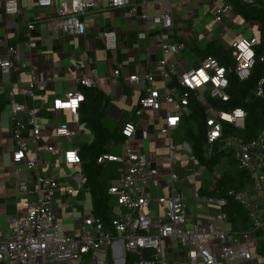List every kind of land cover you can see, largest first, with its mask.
Listing matches in <instances>:
<instances>
[{
  "label": "built area",
  "instance_id": "obj_1",
  "mask_svg": "<svg viewBox=\"0 0 264 264\" xmlns=\"http://www.w3.org/2000/svg\"><path fill=\"white\" fill-rule=\"evenodd\" d=\"M55 0H37L40 6H52ZM254 3L264 0H243ZM18 0H6L4 9L6 13H19ZM113 7L130 6L131 12L138 13L140 18L150 24L158 25L160 30L156 33L158 46L165 55L183 58L186 44L183 41H168L163 30L173 27L172 0H110ZM95 6L94 0H60L54 25L62 33H85L86 23L83 15L88 9ZM142 6H154L158 13L152 15L146 9L140 11ZM231 9L226 6L220 11ZM39 18V17H38ZM35 20L27 25L25 48L29 51L36 47L33 39ZM105 46L112 50L117 48L116 31L113 29L104 32ZM258 39L242 38L233 41V57L236 61L235 74L244 80L250 77L256 62V45ZM7 45V55L0 56V97L5 98L4 104L10 105L11 139L13 141V165L16 171L20 166L25 167L27 176L32 181H22L16 178V195L26 198L24 214H17L9 219V228L0 234V264H76L84 256H90L89 264H111V251L114 245L121 242L125 253L136 258L132 264H169L166 247L163 240L173 235L177 236L181 244L187 247V256L190 264H219L220 260L227 263L251 260L252 252L249 242L254 237L251 232L241 234L232 233L216 221L203 222L200 218L191 219L186 193L182 187L184 176L174 167L178 162V148L172 138V131L179 126L184 114L189 113L188 105L192 93H196L205 100L210 94L223 100H228L229 68L223 65L214 56L202 59L199 67L182 69L179 60L163 57L159 64L160 74L165 81L163 89L153 86L154 73L145 75H131L130 82L143 85L144 93L140 97L135 109V115L142 120L146 109L163 111L166 117L165 124L160 132L168 137V154L163 159L151 160L145 152L134 151L130 140L135 137L140 122L129 121L125 123L122 132L127 137L123 145L122 154L109 153L99 158L114 161L120 165L117 173V183H111L109 193L114 197L117 206L116 218L113 220V231H104L99 224L87 223L79 235L62 234L60 222L54 211L57 194L64 191L72 195L73 188H63L58 177L44 173L42 167L50 166L52 161L41 156L39 145L43 141V119L35 106L26 102H18L16 93L10 86L15 71L26 68L27 62L23 60L19 46ZM264 59V57H262ZM35 65L30 63L31 79L27 82V96L34 98L44 93L52 77L45 74L34 75ZM120 69L114 71L120 76ZM100 76L97 69L91 74H84L78 78L82 86L92 87ZM10 86V87H9ZM256 94L264 98V79L256 90ZM2 95V96H1ZM85 101V94L81 90L66 93L62 97H55L53 109L55 111L69 110L72 121L80 123L79 108ZM206 101V100H205ZM207 139L206 152L211 154L214 145L234 151L239 166L248 171L252 178L253 189L259 200H253L247 190L231 189L229 195L233 196L248 211L253 222L252 229L264 226V130L254 139L245 140L237 135H223V120L234 124L238 128L245 127L246 112L236 109L232 112L217 111L206 102ZM69 136L67 123L56 126V134ZM144 140L149 138L148 132H142ZM188 152L193 154L190 146ZM56 146L46 143L45 151L52 153ZM64 166L82 164L79 149L66 148L61 151ZM166 173L169 194L158 197L160 205H166L164 217L155 220L149 209L153 201L150 192L152 181H157ZM82 172L74 178L82 180ZM218 174L215 179L219 178ZM200 175H194V180ZM191 195L198 204L213 206L219 210L220 220L227 221V213L223 210L227 205L225 197L202 194L196 187H190ZM253 240V239H252ZM218 241V245L214 243Z\"/></svg>",
  "mask_w": 264,
  "mask_h": 264
},
{
  "label": "crops",
  "instance_id": "obj_2",
  "mask_svg": "<svg viewBox=\"0 0 264 264\" xmlns=\"http://www.w3.org/2000/svg\"><path fill=\"white\" fill-rule=\"evenodd\" d=\"M5 1L0 0V56L7 55L6 44L19 46L22 58L27 62L26 68L13 73L10 86L14 89L18 102L35 106L41 113L45 133L39 150L41 156L52 161L50 166L42 167V171L58 177L63 188L74 190L72 195L61 191L55 199L54 211L60 222L62 234L79 235L87 223L97 225L98 222L92 213V200L84 186V177L82 180L74 178L78 172H82V164L64 166L58 163L62 161L63 149L71 147L79 149L82 143L92 141L93 134L83 124L73 122L69 110L55 111L52 106L55 97L80 90L78 78L86 73L91 74V70L97 69L100 76L96 78L94 86L108 96L105 125L114 130L129 121H139L137 133L130 140L132 150L145 152L151 160H165L168 154V137L160 132L166 121L165 114L163 111L146 109L140 120L135 115V109L144 93L143 85L130 82L128 78L134 74L140 76L151 72L155 76L153 86L163 89L165 81L160 74L159 64L163 57L179 60L182 69L196 68L200 66L202 58L195 54L193 48L205 49L209 41L216 40L228 49L231 48L233 41L242 38H260V24L244 19L233 10L228 0H172L173 27L163 32L168 41L185 42L183 58L165 55L155 37L160 30L158 25L141 19L138 13L131 12L129 5L113 7L110 5V0H94L95 6L88 9L82 17L86 23L85 33L69 34L62 33L54 25L60 0H55L52 6H40L37 0H18L20 12L11 14L5 12ZM131 2L136 0H130ZM226 6H230L231 9L227 12L220 11ZM145 9L152 15L158 13V9L154 6H142L140 11ZM31 20H35L32 34L37 45L29 51L25 48V42L28 40L27 25ZM110 29L116 31L117 41V48L112 50L106 48L104 40V32ZM31 62L36 67L33 70L34 75L45 74L52 77L48 81L46 91L37 94L34 98L26 94L27 82L31 79ZM116 69H120L121 72L118 77L114 75ZM5 91L3 96L6 98L7 89ZM4 99L0 97V104L4 103ZM8 117L10 122L5 126L0 125V234L9 228V219L12 216L24 214L25 211L26 198L16 195V178L29 182L33 178L27 176L24 166H20L18 171L14 168L12 162L14 144L11 139V120L9 115ZM61 123H67L69 136L55 135L56 126ZM112 125L116 127L113 129ZM82 128L87 131H82ZM180 129H184L181 123L172 133ZM143 131L149 134L146 140L142 138ZM73 135L81 136L79 145H74L76 142ZM51 142L56 146V150L47 153L46 143ZM124 144L114 147L111 153L122 154ZM187 146L191 147L187 141L177 145L178 156L181 154L183 162L188 157L197 161L194 155L187 151ZM230 167L228 163V167L222 172ZM119 168L120 165L116 162L108 165V175L114 184L117 183ZM217 179L202 180L200 176L195 181L196 187L198 190H212ZM150 186L153 201L149 211L153 218L158 220L166 213V205H160L157 201L158 197H166L169 194L166 173L159 180L152 181ZM245 190L251 193L253 200H259L252 184ZM186 197L189 212L192 213L191 219L200 218L203 222L216 221L230 230L229 222H224L218 217L217 208L196 203L191 191ZM114 206L117 212V206L115 204ZM252 239L249 242L253 257L251 260L232 263L220 260L219 264H264V257L257 253L259 238L254 236ZM163 244L166 247L169 264H190L187 247L181 244L177 236L166 238ZM114 248V251H111V264H127V253L122 243H115ZM89 262L90 256L86 255L76 264H89Z\"/></svg>",
  "mask_w": 264,
  "mask_h": 264
},
{
  "label": "trees",
  "instance_id": "obj_3",
  "mask_svg": "<svg viewBox=\"0 0 264 264\" xmlns=\"http://www.w3.org/2000/svg\"><path fill=\"white\" fill-rule=\"evenodd\" d=\"M235 12L247 21H256L260 24V38L256 45V62L250 77L241 80L234 72L236 61L232 48H225L216 40L208 42L205 49L193 48L195 54L204 59L214 56L229 68L228 100L207 94L205 100L196 93L189 99V113L184 114L181 125L184 128V140L189 142L195 159L209 171L213 172L224 159L228 160L230 168L221 172L215 181L212 190H199L205 195L225 197L227 205L223 210L227 213L230 231L235 234L251 232L259 238L257 253L264 257V228L252 229L253 222L249 211L233 196L229 195L231 189L245 190L252 184L248 171L239 166L234 151L214 145L213 152H206L207 123L204 101L217 111L232 112L243 109L246 112L245 127L238 128L234 124L223 120V135H237L245 140L254 139L264 130V98L256 94L259 82L264 79V2L247 3L243 0H228ZM85 94V101L79 108L80 123L86 126L93 134L90 142H84L79 147L82 157L81 171L84 177V186L87 188L92 200V213L104 231H113V220L116 218L113 195L109 193L112 183L108 175V165L114 161L99 162V158L112 152L114 147L127 142V137L121 124L114 130L104 123L107 94L96 86H80ZM5 104H0V114ZM115 233V232H114ZM136 257L127 253V264H132Z\"/></svg>",
  "mask_w": 264,
  "mask_h": 264
},
{
  "label": "rangeland",
  "instance_id": "obj_4",
  "mask_svg": "<svg viewBox=\"0 0 264 264\" xmlns=\"http://www.w3.org/2000/svg\"><path fill=\"white\" fill-rule=\"evenodd\" d=\"M10 111V105L5 104V109L1 113V121L0 125L5 126L7 123H9V113ZM39 116H41V113L39 111ZM44 126V125H43ZM49 126V125H47ZM113 126V125H112ZM116 127V125L113 126V129ZM82 131H87V129L82 128ZM172 136L175 140V144H183L185 142L184 140V129H180V131H175L172 133ZM73 139L75 140L76 143L74 145H79L81 136L80 135H73ZM121 151V150H120ZM179 151V150H178ZM179 153V152H178ZM181 154H177L178 162L175 165L174 169L177 172H182L181 176H184V182L182 183V187L185 191V193H189L194 186L195 180H194V175L195 173L201 176V179H214L215 177L218 176L220 172H222L225 168L228 167V160L224 159L221 164L217 167V170H214L213 172L209 171L205 166L201 165L199 162L194 161L193 159H190L188 157L187 159L183 160V157L180 156ZM116 182V181H115ZM114 199V197H113ZM205 222V221H204ZM215 245H218V241L214 243Z\"/></svg>",
  "mask_w": 264,
  "mask_h": 264
}]
</instances>
